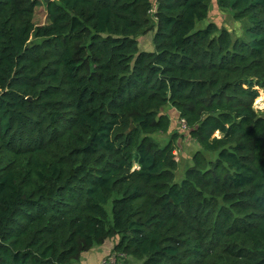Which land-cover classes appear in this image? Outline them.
<instances>
[{
	"label": "trees",
	"instance_id": "16d2710c",
	"mask_svg": "<svg viewBox=\"0 0 264 264\" xmlns=\"http://www.w3.org/2000/svg\"><path fill=\"white\" fill-rule=\"evenodd\" d=\"M256 87L264 0H0V264H79L114 236L141 264H264Z\"/></svg>",
	"mask_w": 264,
	"mask_h": 264
},
{
	"label": "rangeland",
	"instance_id": "374dc122",
	"mask_svg": "<svg viewBox=\"0 0 264 264\" xmlns=\"http://www.w3.org/2000/svg\"><path fill=\"white\" fill-rule=\"evenodd\" d=\"M154 4L155 0H151ZM154 8V5H153ZM207 20L213 21L221 27H226L231 30L233 34L238 37L240 40H248V36L246 34V29L249 26L247 20H235L230 12L225 9H218L215 4V1H212L211 9L208 13ZM33 21L36 25H42L47 22L46 10L43 5H39L35 8ZM152 22L150 20L149 27ZM203 24L197 25V27H201ZM154 31V27L152 29L147 30L143 36L139 39V49L144 50V47H147L149 41L152 38V34ZM141 34V33H140ZM153 50V46L150 48ZM258 88V87H256ZM259 96L255 99L254 108L257 109L260 113L264 115V89L258 88ZM258 101V103H257ZM260 106V107H259ZM166 108V106H165ZM178 124V123H177ZM176 124L177 128H181L180 125ZM180 134V133H179ZM163 136V135H162ZM162 136L155 135L156 138H162ZM186 133L182 135V153L178 157V167L175 171L174 181L180 183L185 170L191 165V155L198 149V146L195 144L191 145L192 142L189 140H185ZM178 148V146H177ZM185 148V149H184ZM118 241V236H114L111 239H107L101 245H95L90 250L84 252L79 258V264H141L142 262L139 259H136L132 256L125 255L124 253L113 252V246ZM118 254V255H117ZM109 256H114V262L110 263Z\"/></svg>",
	"mask_w": 264,
	"mask_h": 264
},
{
	"label": "crops",
	"instance_id": "0c3cea01",
	"mask_svg": "<svg viewBox=\"0 0 264 264\" xmlns=\"http://www.w3.org/2000/svg\"><path fill=\"white\" fill-rule=\"evenodd\" d=\"M143 36V34L139 35V37L137 38L138 42H139V39ZM152 47V43H151V40L149 41V44L147 45V47H144V50H150V48ZM164 112H166L169 117H170V128H169V132L171 130H176V124L178 123L179 124V120H178V112L174 109V108H164L163 109ZM177 124V125H178ZM178 131V130H177ZM186 141L189 140V138L186 136ZM183 140L179 139L178 140V143H177V156L179 157L180 154H183L182 153V146H181V143H182ZM189 142H192V140H190ZM185 149V148H184Z\"/></svg>",
	"mask_w": 264,
	"mask_h": 264
},
{
	"label": "built area",
	"instance_id": "2783aa9c",
	"mask_svg": "<svg viewBox=\"0 0 264 264\" xmlns=\"http://www.w3.org/2000/svg\"><path fill=\"white\" fill-rule=\"evenodd\" d=\"M179 124L181 125L182 128H186V123L183 119L179 120ZM114 259H115L114 256H109L110 263L114 262Z\"/></svg>",
	"mask_w": 264,
	"mask_h": 264
},
{
	"label": "water",
	"instance_id": "95a60500",
	"mask_svg": "<svg viewBox=\"0 0 264 264\" xmlns=\"http://www.w3.org/2000/svg\"><path fill=\"white\" fill-rule=\"evenodd\" d=\"M43 1L47 3V2H49V1H51V0H43Z\"/></svg>",
	"mask_w": 264,
	"mask_h": 264
},
{
	"label": "bare ground",
	"instance_id": "6f19581e",
	"mask_svg": "<svg viewBox=\"0 0 264 264\" xmlns=\"http://www.w3.org/2000/svg\"><path fill=\"white\" fill-rule=\"evenodd\" d=\"M257 98V97H256ZM257 103H258V101H257ZM259 104V103H258ZM260 107V106H259Z\"/></svg>",
	"mask_w": 264,
	"mask_h": 264
},
{
	"label": "clouds",
	"instance_id": "9594fccd",
	"mask_svg": "<svg viewBox=\"0 0 264 264\" xmlns=\"http://www.w3.org/2000/svg\"><path fill=\"white\" fill-rule=\"evenodd\" d=\"M180 125V124H179Z\"/></svg>",
	"mask_w": 264,
	"mask_h": 264
}]
</instances>
